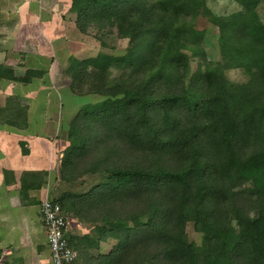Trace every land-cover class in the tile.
<instances>
[{
    "label": "trees",
    "instance_id": "obj_1",
    "mask_svg": "<svg viewBox=\"0 0 264 264\" xmlns=\"http://www.w3.org/2000/svg\"><path fill=\"white\" fill-rule=\"evenodd\" d=\"M235 1L215 14L206 0H69L80 32L99 20L127 39L65 67L73 94L98 98L69 121L52 197L93 227L67 236L73 264H264V0Z\"/></svg>",
    "mask_w": 264,
    "mask_h": 264
},
{
    "label": "crops",
    "instance_id": "obj_2",
    "mask_svg": "<svg viewBox=\"0 0 264 264\" xmlns=\"http://www.w3.org/2000/svg\"><path fill=\"white\" fill-rule=\"evenodd\" d=\"M51 3L0 0V66L11 68L15 76L26 69L44 71L41 77L33 76L26 82L0 77V264H50L39 204L46 194L56 197L66 187L57 175L73 111L66 118L68 122L63 121L61 113L54 110L60 98L57 93L58 97L52 96L49 89L62 80L69 89L65 73L68 56L62 70L49 77L51 87L43 78L47 69L34 67L38 60L28 57L30 49L34 53L29 36L33 27L29 24L49 21L53 14L42 9ZM13 8L20 14L11 15ZM47 60H52V55ZM41 94L44 108L38 111ZM8 98L9 108L5 106ZM45 104H51L52 109L47 110ZM85 225L67 214L66 236L82 233L79 229Z\"/></svg>",
    "mask_w": 264,
    "mask_h": 264
},
{
    "label": "rangeland",
    "instance_id": "obj_3",
    "mask_svg": "<svg viewBox=\"0 0 264 264\" xmlns=\"http://www.w3.org/2000/svg\"><path fill=\"white\" fill-rule=\"evenodd\" d=\"M68 3L69 0H52L51 6L48 5L42 10H44V12L48 15L53 14V17L49 19V21L39 20L38 23L34 22L29 24V26L33 27L29 36L33 38L32 41L34 53H32V50L30 49L28 52L30 53L28 57H35L38 60L36 64L34 63V67L47 69L43 78L46 80L45 83L49 85V87L52 85L49 77L52 76V72H55L56 74L62 70L67 56H91L96 52H104L113 55L122 54L127 44V39L117 36L114 28L108 31L104 29L98 30L97 27L99 25V20H92L90 23L91 25H89L86 32H80L75 26V14L68 9ZM206 4L215 14H226L230 11L240 9V6L235 0H206ZM58 12L61 13L57 14ZM12 14L18 15L20 12L17 13L15 8H13L11 10V15ZM196 24L198 28H204L208 33L209 41L212 44L215 43V27L208 20L202 17L197 18ZM6 29H8V27ZM9 35L11 36V34ZM30 40L29 42H31ZM209 50H211L213 55L216 54V49L210 47ZM23 55L27 57L25 54ZM51 55L52 60L48 61L47 58H49ZM191 65L194 67V62H192ZM116 73L117 70L112 68L110 75H114ZM226 75L232 81H242L245 79V73L239 68L227 69ZM49 92L52 96H59L60 100H57L54 110L55 112L58 111V113H61V116L59 117L65 122L68 120L66 119L68 115L73 111L70 116L72 117L74 111L77 110L81 104L86 103V101L91 103L98 100L95 95L77 96L73 94L68 89L67 83H64L63 80L56 82L54 87L49 89ZM38 96L40 101L38 102L36 110L42 111L44 107L41 96H43V94ZM46 105H48L47 110L52 109L51 104H45V106ZM5 106L7 108L11 106V101L9 98L6 100ZM62 119L58 120L59 125L61 124ZM81 222L85 223L83 221ZM85 224L86 225L83 230L79 229L82 231V233L76 232L72 234H92V225L88 223ZM186 230L188 238L197 244L199 255L203 254L205 251V245L202 243L201 235L198 232H195L191 225H188ZM103 247L105 250H107L109 248V244L103 245Z\"/></svg>",
    "mask_w": 264,
    "mask_h": 264
},
{
    "label": "built area",
    "instance_id": "obj_4",
    "mask_svg": "<svg viewBox=\"0 0 264 264\" xmlns=\"http://www.w3.org/2000/svg\"><path fill=\"white\" fill-rule=\"evenodd\" d=\"M39 214L45 227L50 264H73L77 253L67 244V213L46 194L40 201Z\"/></svg>",
    "mask_w": 264,
    "mask_h": 264
}]
</instances>
